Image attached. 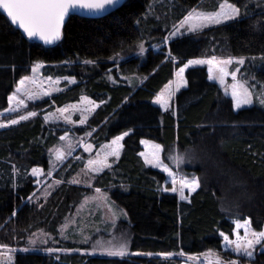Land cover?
<instances>
[{
  "label": "trees",
  "instance_id": "trees-1",
  "mask_svg": "<svg viewBox=\"0 0 264 264\" xmlns=\"http://www.w3.org/2000/svg\"><path fill=\"white\" fill-rule=\"evenodd\" d=\"M156 1L124 0L100 18L71 15L61 39L50 45L29 39L0 10V111L7 107L16 81L33 64L43 63L44 75L76 78L74 84L33 104L39 109L36 116L0 129V244L24 247L28 234L38 229L56 234L65 215L91 191L68 182V172L44 201H31L35 178L26 174L12 179L13 169L24 174L46 167L47 150L63 133L44 123V111L85 94L100 105L76 131H92L96 143L128 133L117 163L97 176L93 187L109 191L125 211L134 254L28 251L17 253L14 264H179L178 258L160 254L198 255L209 250L227 258L219 233L232 236V218H248L253 230L264 229V108L235 110L202 66L185 70L186 85L175 96L173 110L162 111L151 102L186 60L218 51L254 58L253 76L264 85V0H227L239 7L238 18L169 39L159 51L149 48L140 61L136 52L147 35L157 32L162 41L189 10H216L219 0ZM122 76H140L142 83ZM142 138L164 147L176 144L191 153L194 167L186 168L199 177L200 185L188 201L159 190L164 176L144 165L139 156ZM245 262L264 264V251Z\"/></svg>",
  "mask_w": 264,
  "mask_h": 264
},
{
  "label": "rangeland",
  "instance_id": "rangeland-1",
  "mask_svg": "<svg viewBox=\"0 0 264 264\" xmlns=\"http://www.w3.org/2000/svg\"><path fill=\"white\" fill-rule=\"evenodd\" d=\"M172 1L173 0H166V1L163 0V3L170 4ZM158 2L160 3L162 1H159V0L156 1V3ZM224 2L225 0H219L217 2L216 10H204L200 7L192 8L184 16H186L190 11L194 9L199 12H206V13L217 11L219 9V5ZM183 17L179 21L173 23L172 25L170 24L172 27L164 35V37L169 36V33L174 30L173 26L179 27V23L183 19ZM213 25H209V26H213ZM187 34H191V32H188L186 30V27L181 28L180 31L176 34V36L171 37L170 39L180 37L183 35H187ZM164 37H162V41H161L157 32H151L149 35H147L146 39H144L143 41L139 43V45L143 44L145 51L143 54H140L139 45H138V50L136 52L137 58L140 61H144L149 48H151L153 51H159L162 47V44L163 46L166 45V43L164 42ZM156 42H159V43H156ZM212 57H216L217 60H227L231 58L233 60V63L227 66V70L229 71V73H231L239 69L237 73V80L243 83L250 90L253 96V104L249 106L256 105V106H260L264 108V105H261L259 103V100L261 98H264V85L258 83L253 76L254 58L232 56V55L224 54V51L223 52L218 51L210 55L189 58L188 60H186L183 63V65L179 66L176 70H174L172 77L154 95L151 102L157 105L162 111H167L164 108H161L159 104L155 103V98L157 97V95L160 94L161 92L167 91L165 88L166 85H169L172 90L176 89V81L178 80V77L176 74L178 70L181 67H183L184 64H186L189 60L210 59ZM240 58L244 59L243 64H238L236 62ZM39 64H40V67L37 69L35 73H33L32 71L33 66H34L33 64L32 66H30L29 71L25 73L24 75H22L16 81L14 88L12 92L10 93V95H16L18 99H23L24 104L20 108H16L15 102H13L11 107L15 108V111H10V112H5L4 110L0 111V123H3L6 125L5 127H0V129L7 128L12 125H16L17 123L8 124V121L14 120V119L19 120L20 116H25L29 112H34L37 115L39 109L32 108L33 104H36L37 102L41 101L43 98L49 97L50 95L76 82V78L73 76L44 75L41 70L43 67V63H39ZM193 66L204 67L206 69L207 76H208V65L206 64L205 65H190L189 67H193ZM24 77H29V81H26L25 84L21 86L19 82ZM49 77H51V81H55L59 79V83L53 84L48 79ZM122 77L126 78L127 81L129 82L130 80H133V82H136V84L138 85L142 83V78L140 76L130 77L131 79L128 76L126 77L122 76ZM65 78H73L74 83H68L67 79ZM33 79L35 80V83L31 82ZM183 79L186 81L185 72L183 74ZM210 81L214 82L217 85L220 96L229 97L232 101L231 85L233 84V80H232L231 75H228L227 77H225L223 84H221L218 79L210 80ZM184 87L185 86L181 87L179 91ZM18 88H22L23 90L17 93ZM53 89H58V90H53ZM28 91L35 92L38 95L36 96L35 99H28L27 97ZM44 91L49 92V94L43 95L42 93ZM179 91H176L175 95L168 101V104H167L168 110H173L175 96L177 95ZM82 96L88 97L87 95L82 94L77 101L67 103L59 107H54L53 109L46 110L42 113V118L46 125L58 126L59 129L63 130V133L60 135L58 143L53 145L47 150V166L46 167H35V168H39L42 170L38 176L32 175L31 170L33 168L24 174H20V172H18L17 169H13L12 179L16 181L19 176L23 178L26 174L31 175L33 178H35L36 189L31 195V201H44L51 194V192L55 189V187L61 184V182L63 181V178L66 177L68 172H71L68 182L75 183L73 181H79V183H75V184L82 185L85 187H91V191L89 194L82 197V199L77 203V205L74 207L71 213H68L67 215H65L61 223L57 226L56 234L49 233L43 229H38L32 232L31 234H28V236L26 237V246L10 247V248H14L17 250L28 248L29 251H37V252H43V253H49L48 251H46V249L48 248L61 249V251H53L50 254L77 252L80 254H88V255H107L105 251L100 247H95L94 249V245L96 241H104V242L114 241V242H126L127 248H126L125 256L134 254L132 251H130L129 245H128V235H127V230L124 224L125 222H127V215L125 211L113 201V199L110 197L109 191H106L103 188H97L95 186L93 187V183L96 180L97 176L101 175L105 171L110 170L117 163L121 155L122 147L119 149L118 157L117 156H107V162L111 165L110 167L104 168L102 171L96 172V171H92L91 167L88 166V162L90 160L95 161L98 159H103L105 154L111 151V149L103 148L102 146L109 145L110 142L115 137L120 136L123 133L113 136L112 138L106 141L96 143V141H93L91 139V136L93 133L92 131H85V132L76 131V129H82L87 125L88 119L93 115L95 110L100 105L99 102L94 101L90 97H88L89 101H92L95 103V105H97V107L92 108V104L88 103L87 101H81ZM73 105H76L77 109H72L71 106ZM232 106H233V101H232ZM9 107L10 105L8 102L6 108H9ZM60 108L69 109V111L65 113V115H70L72 122H66L63 119V117L60 116V113L58 112V109ZM86 108L92 109V110L83 112V115L87 117V120L84 124H81L79 121L82 116V110ZM49 114H52L53 118H50L48 121H46L45 116H48ZM33 117L34 116H30L28 119H31ZM22 121H25V120H19L18 123ZM61 137H66V138L62 140ZM122 140L120 141L121 145H122ZM141 141H148L149 144L146 145L144 143H141ZM88 145L91 146V149L89 151H85V146H88ZM140 145H141V150L139 152V156L142 159L144 165L146 167L152 168L162 173L164 176V180L161 183L160 188H159L161 192L172 193L176 195L179 200H181L178 193H174L171 191H167V192L163 191L164 188L170 189L172 187L171 177H169L168 174L164 172L161 167H153L152 165H146L144 162V157L140 155V153L142 152L151 153L153 151L152 145H160V151L158 152L159 159L160 161L163 162L164 165H167L174 174H176L178 177L186 176L188 179L195 177L199 181V177L195 175L194 173H192L191 170H188L186 168L187 166L194 167L193 161L191 162V160L189 159V156L191 155V153H189L188 151H184L183 149L179 148L176 144L164 147L159 142L152 140V139H146V138H142L140 140ZM57 149H60L62 152L65 153V157L62 161L56 160L55 152ZM68 153H70V155ZM170 155L171 156L179 155L180 157H182V163H180L179 166H177L175 160H170L168 158ZM49 170H51L52 172L50 176L47 175ZM97 189H99L100 191L97 192L96 191ZM184 194L188 197L190 193L188 192L187 189H185ZM183 201H188V199L183 200ZM245 219L249 220L248 218H245ZM245 219L240 220L237 218H232V222H234L235 220H240L241 223H243ZM64 225H67V227L62 228V226ZM234 227H235V224H234ZM250 229L253 230L251 225H250ZM238 231H239V234L243 236L244 229L241 228ZM85 237H88L87 243L84 242ZM229 238L235 239V235L233 234V232H232V236ZM30 239H35L37 243L35 245H29ZM41 240H46L47 242L42 244L40 243ZM69 244H73L74 247L68 248ZM221 246L224 251H227L229 253V257L227 258H221L219 256L223 261H225V264H227V262L230 260L237 259V254L234 253L230 248H226L224 246L223 238H222ZM262 251H264V248L257 246V248L254 250L253 257L240 258L238 261V264H249L248 262H245V261H251L257 253H260ZM19 252H23V251H17L15 253H12L13 262H14V258L16 254ZM208 252L201 253L198 255H194V254L179 255L180 252H178V253H172L173 255H171V257L174 256L178 258L179 264H208V260L205 259V256ZM217 256L218 255L213 254L210 257H208V259H210L213 262V264H215ZM190 257H192L193 259H190Z\"/></svg>",
  "mask_w": 264,
  "mask_h": 264
},
{
  "label": "snow or ice",
  "instance_id": "snow-or-ice-1",
  "mask_svg": "<svg viewBox=\"0 0 264 264\" xmlns=\"http://www.w3.org/2000/svg\"><path fill=\"white\" fill-rule=\"evenodd\" d=\"M120 5V0H0V9H2L7 17L10 18L13 24H17L20 29L23 30V33L29 39L38 38L42 40L45 44H52L55 41L61 39L62 35V26L66 22V17H70L77 9H88L92 14H99L102 12H107L109 9H115ZM240 9L237 5L228 3L225 0L224 3L219 5V9L213 12H199L197 10L190 11L179 23V27L173 26L174 30L169 33V36L164 37V42L166 43L171 37L176 36L181 28H185L188 32L195 33L198 32L209 25H219L223 21L234 20L240 16ZM246 14V13H245ZM145 51L143 44L139 45V52L143 54ZM117 56L119 53L116 54ZM109 59H112L110 57ZM238 64H243L244 59L240 58L236 61ZM85 64L95 63L94 61H85ZM233 60L231 58L227 60H217L216 57L210 59H195L189 60L183 67H181L177 72L178 80L176 81V89L172 90L169 85H166L165 88L167 91L161 92L155 98V103L159 104L161 108L167 109L168 101L175 95L176 91L186 85V81L183 79V74L185 69L190 65H208V79L209 80H219L221 84L224 83L225 77L231 75L233 84L231 85V97L233 101V107L235 109H240L244 106H249L253 104V96L250 90L240 81L237 80V73L239 69L229 73L227 66L232 64ZM40 67V64H34L33 73L37 71ZM51 81V77L48 78ZM68 83H74L73 78H65ZM26 81H29V77H24L19 82L21 86L25 84ZM35 83L33 79L31 81ZM53 84H58L59 79L51 81ZM171 83V82H170ZM23 89L18 88L17 93L21 92ZM58 90V89H53ZM43 95H48L49 92L44 91ZM38 94L32 91L27 92L28 99H35ZM81 101H87L92 104V108L97 107L94 102L89 101L88 97L82 96ZM8 102L10 107L4 109L5 112L15 111V108H12L11 105L15 102L16 108H20L24 104L23 99H18L16 95H10L8 97ZM261 105H264V98L259 100ZM72 109H77L76 105L71 106ZM92 109H83L80 123L84 124L87 120V117L83 115V112L91 111ZM69 111L68 108H60L58 112L60 116L66 122H72L70 115H65ZM36 113L29 112L25 116H20L19 120H26L30 116H35ZM52 117V114L45 116V120L48 121ZM58 119V117H57ZM19 120H9L8 124H16ZM6 125L0 123V127H5ZM90 135V133H89ZM128 133L125 132L120 136L115 137L109 145L102 146L103 148H110L111 151L107 152L103 159H98L95 161L90 160L88 166L91 167L92 171H102L104 168H108L111 165L107 162V156H119V149L122 147L120 141L124 136H127ZM66 137H61L65 139ZM141 143L149 144L148 141H141ZM153 151L151 153L142 152L140 155L144 157V162L146 165H152L153 167H161L164 172L171 177L172 187L164 188L163 191H171L178 193L181 200H187L188 197L184 194V190L187 189L189 193L195 191L199 187V181L197 178L193 177L188 179L186 176H177L174 174L167 165H164L159 159L158 152L160 151V145H152ZM91 146H85V151H89ZM70 155V153H68ZM56 160L62 161L65 157V153L60 149H57L55 152ZM170 160H175L177 166L182 163V157L169 156ZM41 169L33 168L31 170L33 176H38L41 173ZM52 172L49 170L47 175H51ZM79 183V181H73ZM58 183V181H57ZM178 185V187H177ZM97 192L100 190L97 189ZM31 199V197L29 198ZM16 215L13 212V216ZM235 227L232 229L235 239H230L229 235L224 232H220L219 235L223 238L224 246L230 248L234 253L237 254V259L230 260L227 264H238L240 258H251L254 255V250L257 246L264 248V230L255 231L250 229V221L245 219L243 223L240 220H235L233 222ZM67 227V225L62 226V228ZM244 229V234L241 236L239 234V229ZM63 234V233H62ZM35 235V234H33ZM46 240H41L40 243H46ZM85 243L88 242V237H85ZM37 241L35 239L29 240V245H35ZM95 247L102 248L108 256H120L123 257L126 255V242H114V241H96ZM17 251L28 252V248L24 249H14L10 248L7 245H0V264H14L12 253ZM49 253L53 251H61V249H46ZM151 255V254H148ZM163 256H171L172 253H161ZM183 255V253H179ZM213 255L211 250L206 254L205 259L208 260V264H213V262L208 259ZM190 259H193L190 257ZM215 264H225L219 256L216 257Z\"/></svg>",
  "mask_w": 264,
  "mask_h": 264
},
{
  "label": "water",
  "instance_id": "water-1",
  "mask_svg": "<svg viewBox=\"0 0 264 264\" xmlns=\"http://www.w3.org/2000/svg\"><path fill=\"white\" fill-rule=\"evenodd\" d=\"M124 0H120V5L122 4V2H123ZM119 5V6H120ZM118 6V7H119ZM117 7V8H118ZM117 8H115V9H117ZM115 9H109L107 12H102V13H99V14H92V13H90V11L88 10V9H83V8H81V9H77L73 14H71V15H78V16H88V17H93V18H100V17H103V16H106V15H108V14H110L111 12H113ZM6 16H7V14L2 10V9H0ZM68 17H66V19H67ZM8 19L10 20V18L8 17ZM11 21V20H10ZM12 23V22H11ZM13 24V23H12ZM16 28H18L19 30H21L22 32H23V30L22 29H20L19 28V26L17 25V24H13ZM63 27V26H62ZM62 31V30H61ZM26 35V34H25ZM33 40H35V41H38V42H40V43H43L41 40H39L38 38H32ZM56 42V41H55ZM54 42V43H55ZM43 44H45V43H43ZM53 44V43H52ZM46 45H50V44H46Z\"/></svg>",
  "mask_w": 264,
  "mask_h": 264
}]
</instances>
